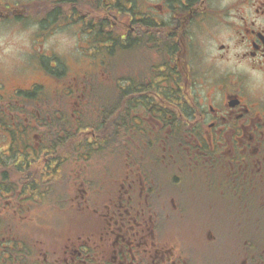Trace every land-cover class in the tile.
<instances>
[{
	"label": "flooded vegetation",
	"instance_id": "flooded-vegetation-1",
	"mask_svg": "<svg viewBox=\"0 0 264 264\" xmlns=\"http://www.w3.org/2000/svg\"><path fill=\"white\" fill-rule=\"evenodd\" d=\"M0 22H27L38 49L70 32L97 64L0 86V264H264V0H0ZM117 59V92L138 100L116 141L134 152L77 170L60 196L52 102L103 68L109 88Z\"/></svg>",
	"mask_w": 264,
	"mask_h": 264
},
{
	"label": "trees",
	"instance_id": "trees-1",
	"mask_svg": "<svg viewBox=\"0 0 264 264\" xmlns=\"http://www.w3.org/2000/svg\"><path fill=\"white\" fill-rule=\"evenodd\" d=\"M116 9L117 7H114ZM113 33H111V36ZM159 48L164 45L168 51H170V45L161 35L158 36ZM151 43V39L148 40ZM148 47V45L143 46V49ZM151 49V44L150 48ZM102 52V50H100ZM118 47L112 46L110 49L111 57H118L121 54ZM134 48L128 46L126 48V54L133 55ZM150 54H144V57H148ZM130 58H133L130 56ZM118 59L111 62V72L116 75L112 78V85L108 88L105 85V81L101 74L103 75L105 69H101L100 74L92 76V78L84 81V87L81 94L77 95V103L79 104L78 112L74 113V119H72L67 105L70 98L63 97L62 100L58 99V105L64 106L62 111L58 112V144L48 145L51 147L52 151L56 154L55 150L58 149V155H60L61 165L60 171L58 173V185L63 186L61 192L58 193L63 197L67 194L70 183V170L73 168L72 163L76 159L75 154L80 151L88 152L92 154L87 160H83L85 163H89L94 159V155L100 158L106 153V149L109 148L111 152H118L117 145L113 143V139L110 142L106 141L107 130H110V137H114L115 132L122 129L127 135L133 127V114L135 112V105L137 104L138 98L134 96L133 93H127L122 95L117 92V84L120 82L119 78V67ZM133 61L127 62V67ZM109 89V90H108ZM81 90V89H80ZM106 90L108 92H106ZM68 97L76 98L72 94H68ZM178 99L177 93L174 96ZM143 99H145L143 97ZM72 120H78L80 124L77 127H87V124L93 122L92 131L95 137V141L92 144H82L76 142L74 139L78 137L73 126L71 125ZM56 138L57 134L52 133ZM130 136V135H129ZM130 144L127 143L126 151L131 152L129 149ZM17 146L15 147V149ZM17 152V150H15ZM53 153V154H54Z\"/></svg>",
	"mask_w": 264,
	"mask_h": 264
},
{
	"label": "rangeland",
	"instance_id": "rangeland-1",
	"mask_svg": "<svg viewBox=\"0 0 264 264\" xmlns=\"http://www.w3.org/2000/svg\"><path fill=\"white\" fill-rule=\"evenodd\" d=\"M27 25V22H23L18 26L8 22H0V86H4L6 92L13 89H28L35 82L49 85L48 82L50 81L40 75H46V73H43L37 66L39 62L35 63L38 53L42 54L44 52L43 55L45 57L43 58L48 60L47 67L56 68V63L53 62V58L48 59L49 56L45 54V52L48 54L54 53V59L56 61L59 59L61 62V64L58 62V70H61L63 65L68 70L67 74L72 76L79 75L85 71L91 74L96 69L93 61L90 64L88 63V60L91 58L88 49L75 48V37L72 33L58 32L47 35L45 48H32L29 43L34 33ZM44 59L42 61H45ZM132 66L130 65V67ZM82 138L83 135L78 136V142L85 144L86 142ZM75 156L77 159L78 154L76 153ZM105 165L106 160L100 159L97 155H94V159L89 163L84 162L83 164L80 160H74L71 166L73 168L70 170L69 184H71L72 175L77 170L85 168L87 170L92 169V171H98L105 168ZM58 210L61 211L60 208ZM59 213L58 228L66 225V221Z\"/></svg>",
	"mask_w": 264,
	"mask_h": 264
}]
</instances>
